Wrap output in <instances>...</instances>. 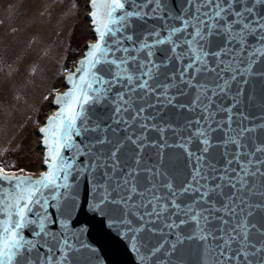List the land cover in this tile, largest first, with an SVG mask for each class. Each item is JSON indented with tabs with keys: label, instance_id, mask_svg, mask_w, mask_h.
<instances>
[{
	"label": "snow or ice",
	"instance_id": "snow-or-ice-1",
	"mask_svg": "<svg viewBox=\"0 0 264 264\" xmlns=\"http://www.w3.org/2000/svg\"><path fill=\"white\" fill-rule=\"evenodd\" d=\"M87 6L96 38L39 129L45 169L18 175L0 164V264H92L78 206L103 215L139 264H173L189 241L201 264H264V108L246 113L243 88L233 93L264 63V0ZM169 106L194 118L179 131L157 123L150 110ZM170 146L187 158L179 183L161 165ZM81 184L91 200L78 205Z\"/></svg>",
	"mask_w": 264,
	"mask_h": 264
},
{
	"label": "rangeland",
	"instance_id": "rangeland-1",
	"mask_svg": "<svg viewBox=\"0 0 264 264\" xmlns=\"http://www.w3.org/2000/svg\"><path fill=\"white\" fill-rule=\"evenodd\" d=\"M87 5L0 0V164L8 171L36 174L42 167L37 129L65 87L66 70L94 39Z\"/></svg>",
	"mask_w": 264,
	"mask_h": 264
},
{
	"label": "water",
	"instance_id": "water-1",
	"mask_svg": "<svg viewBox=\"0 0 264 264\" xmlns=\"http://www.w3.org/2000/svg\"><path fill=\"white\" fill-rule=\"evenodd\" d=\"M87 18L91 23V18L88 13ZM95 38L96 37L94 35V39L86 44L83 54L75 62V66L71 69L72 71H74L78 66V61L83 58L88 45L91 42H94ZM255 71L257 74L250 76L247 84L234 86L233 93L236 92L238 87H242L244 94L239 97L241 101L239 108L246 113L259 115L261 113V109L264 108V75H262V73H264V63L257 65ZM66 75L67 73L65 74L64 79L65 87L64 89L59 90L60 92L65 91L68 87L66 84ZM56 92L52 101L53 110L58 107L54 104ZM179 102H185V98L179 97ZM224 103L227 105L231 103V101L225 99ZM150 111H152L153 115H156L157 123L161 125L173 124L176 126L177 131L180 130V126L183 125L187 119L194 118L193 113L171 106L162 109L159 113L153 110ZM52 112L48 113L46 117L51 115ZM46 117L44 118L41 127L45 124ZM41 127L37 129V134L41 137L39 147L46 155V146L43 143V134L39 131ZM184 134L187 133L185 132ZM166 135L167 143L169 145H175L179 142L177 137L174 136L172 132H168ZM214 136L215 138H219L220 133H215ZM149 137L152 140L159 141V136L156 132H150ZM197 148V145H193L194 150ZM157 151V149L151 147L147 148L145 152V159H148L149 163L157 162ZM211 152L212 155L215 156L219 152V149L214 148ZM186 164V155L179 147L170 146L163 149L161 165L165 171L176 178L177 183L183 179L185 173L187 172ZM42 166V170H44V163H42ZM17 174L24 175L25 173L21 172ZM86 196L89 200H91V193L86 190L84 184H81L78 196V205L82 203ZM260 218V213L257 212L255 219L259 220ZM72 219L76 221L77 228L83 226L87 229L82 236V239L95 249L92 264H139L136 254L130 251L125 242H121V240L117 239L115 229L108 227L103 215L86 212L78 206L76 212L72 215ZM170 239H174V237H170ZM172 261L173 264H201L198 244L192 241L185 242L183 245L179 246L178 251L172 257Z\"/></svg>",
	"mask_w": 264,
	"mask_h": 264
},
{
	"label": "bare ground",
	"instance_id": "bare-ground-1",
	"mask_svg": "<svg viewBox=\"0 0 264 264\" xmlns=\"http://www.w3.org/2000/svg\"><path fill=\"white\" fill-rule=\"evenodd\" d=\"M52 111H53V108H52L51 111H49L48 113H51ZM42 123H43V122H42ZM42 123L39 125V127H41ZM39 127H38V128H39ZM40 140H41V137L39 136V142H40ZM44 158H45V157H43V159H42V163H43ZM42 169H43V166L41 167V169H40L38 172H40ZM36 174H38V173H36Z\"/></svg>",
	"mask_w": 264,
	"mask_h": 264
},
{
	"label": "trees",
	"instance_id": "trees-1",
	"mask_svg": "<svg viewBox=\"0 0 264 264\" xmlns=\"http://www.w3.org/2000/svg\"><path fill=\"white\" fill-rule=\"evenodd\" d=\"M70 69H72V67L70 66ZM69 70V69H68Z\"/></svg>",
	"mask_w": 264,
	"mask_h": 264
}]
</instances>
